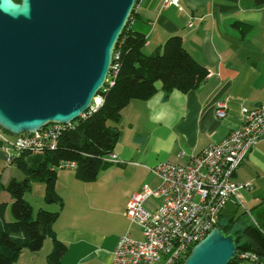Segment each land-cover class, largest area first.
<instances>
[{
    "label": "crops",
    "instance_id": "obj_1",
    "mask_svg": "<svg viewBox=\"0 0 264 264\" xmlns=\"http://www.w3.org/2000/svg\"><path fill=\"white\" fill-rule=\"evenodd\" d=\"M178 1L180 8L163 6V0H137L129 31L144 36L146 54L178 36L181 46L206 67V78L186 91H166L160 83L150 98L131 100L116 123L113 151L119 161L110 162L94 179H79L74 168L55 169L54 188L62 205L55 203L59 213L53 229L66 246L61 264H110L122 234L142 238L125 208L142 185L158 184L151 167L166 160L186 163L238 128L242 107L264 104V0ZM219 102L226 106L224 118L215 113ZM23 160L29 163L28 156ZM23 160H12L0 149V202L12 201L7 184L23 178L26 172L17 165ZM232 179L253 181L251 189L240 192L244 208L251 202V213L264 208V139L248 152ZM159 203L157 197L145 200L151 210Z\"/></svg>",
    "mask_w": 264,
    "mask_h": 264
},
{
    "label": "water",
    "instance_id": "obj_2",
    "mask_svg": "<svg viewBox=\"0 0 264 264\" xmlns=\"http://www.w3.org/2000/svg\"><path fill=\"white\" fill-rule=\"evenodd\" d=\"M136 1L0 0V127L17 135L86 111ZM235 254V235L215 227L180 264H229Z\"/></svg>",
    "mask_w": 264,
    "mask_h": 264
},
{
    "label": "built area",
    "instance_id": "obj_3",
    "mask_svg": "<svg viewBox=\"0 0 264 264\" xmlns=\"http://www.w3.org/2000/svg\"><path fill=\"white\" fill-rule=\"evenodd\" d=\"M167 5L180 8L178 0H163V6ZM188 26H192V21ZM113 58H118V52H113ZM118 67V62L113 63L112 59L106 77L109 85H113ZM103 101V96L97 94L79 117L86 118ZM225 107L223 102L217 104L215 113L218 118L226 116ZM74 125L75 119L68 123H47L33 132L12 136L0 127V149L12 160L24 152L34 154L52 150L61 135ZM261 139H264V104L251 108L244 106L240 126L220 141L191 155L186 163L166 160L153 165L151 171L158 177V184L154 187L142 185L129 196L125 208L130 223L140 227L142 238L135 239L127 232L122 234L111 252L110 264H180L195 243L218 227L220 214L228 203L242 205L240 192L251 189L252 183L234 181L232 176ZM103 160L119 161L113 150ZM62 167L75 169L76 164L61 161L56 168ZM149 197L160 199L153 210L145 206ZM235 256L236 262L248 259L252 264H264L252 252L239 251Z\"/></svg>",
    "mask_w": 264,
    "mask_h": 264
},
{
    "label": "trees",
    "instance_id": "obj_4",
    "mask_svg": "<svg viewBox=\"0 0 264 264\" xmlns=\"http://www.w3.org/2000/svg\"><path fill=\"white\" fill-rule=\"evenodd\" d=\"M132 15L133 9L114 48L118 58H113V63L119 64L114 83L109 85L106 81L98 91L104 98L103 104L86 118L75 119L74 127L61 135L56 148L39 154L24 152L15 158L23 160L28 156L29 163L23 160L17 165L31 175L19 180L12 178L7 184L12 201L0 202V264H15L24 249H40L46 237L52 242L46 264H61L66 246L56 238L53 229L59 208L34 211L23 197L31 189L33 177L44 183L43 200L60 207L62 198L54 188V178L61 161H74V172L79 179H94L100 170L110 165L103 157L113 150L119 135L116 123L121 118V110L131 100L150 98L156 93L158 82L166 91L174 88L186 91L205 80L206 67L181 46L178 36L170 37L160 51L144 53V36L128 28ZM222 217L221 212L217 226L235 235L236 252H252L259 262H264V234L254 225L230 231L232 225L224 226ZM235 259L236 256L229 264H237Z\"/></svg>",
    "mask_w": 264,
    "mask_h": 264
},
{
    "label": "rangeland",
    "instance_id": "obj_5",
    "mask_svg": "<svg viewBox=\"0 0 264 264\" xmlns=\"http://www.w3.org/2000/svg\"><path fill=\"white\" fill-rule=\"evenodd\" d=\"M157 86L160 87V82L157 83ZM7 135L12 136V134L10 133H7ZM30 175L31 172L29 171L24 173L23 177ZM43 194L44 183L33 177L31 180V189L29 191H26L23 197L31 205L34 211L39 208L49 211H55L57 208L56 204L46 203L43 200ZM252 204V202L248 203L246 204V208H244L243 204L236 205L233 203H228L222 211V224L224 226H228L231 224L232 226L230 228V231L243 230L249 225H254L261 233L264 234V222L262 221V218L264 217V208L258 207L256 210H252L253 212L251 213L249 208L252 206ZM51 247V239L46 237L40 249L35 251L24 249L19 255L18 260L15 262V264H46V255L50 252ZM237 264L252 263L248 259H241L237 261Z\"/></svg>",
    "mask_w": 264,
    "mask_h": 264
}]
</instances>
